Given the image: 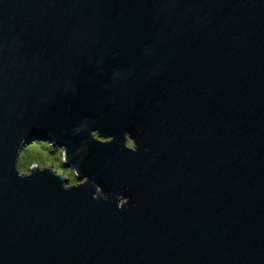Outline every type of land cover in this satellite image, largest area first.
<instances>
[{
  "label": "water",
  "instance_id": "obj_1",
  "mask_svg": "<svg viewBox=\"0 0 264 264\" xmlns=\"http://www.w3.org/2000/svg\"><path fill=\"white\" fill-rule=\"evenodd\" d=\"M0 264H264V0H0Z\"/></svg>",
  "mask_w": 264,
  "mask_h": 264
},
{
  "label": "rangeland",
  "instance_id": "obj_2",
  "mask_svg": "<svg viewBox=\"0 0 264 264\" xmlns=\"http://www.w3.org/2000/svg\"><path fill=\"white\" fill-rule=\"evenodd\" d=\"M63 149L47 141L35 140L26 143L20 150L19 160L23 174H29L35 165H55V169L68 178L67 187L76 185L79 180L72 168L66 167L63 160Z\"/></svg>",
  "mask_w": 264,
  "mask_h": 264
},
{
  "label": "flooded vegetation",
  "instance_id": "obj_3",
  "mask_svg": "<svg viewBox=\"0 0 264 264\" xmlns=\"http://www.w3.org/2000/svg\"><path fill=\"white\" fill-rule=\"evenodd\" d=\"M129 141H131V140H128V142H129ZM128 142H127V145H128ZM131 142H132V141H131ZM132 147H134L133 142H132ZM132 147H131V148H132ZM75 177H76V176H75ZM76 178H77V177H76ZM77 180H78V179H77ZM79 182H81V181H79Z\"/></svg>",
  "mask_w": 264,
  "mask_h": 264
}]
</instances>
